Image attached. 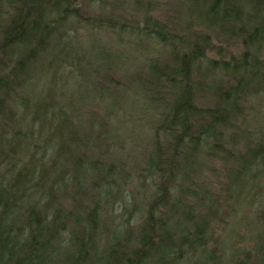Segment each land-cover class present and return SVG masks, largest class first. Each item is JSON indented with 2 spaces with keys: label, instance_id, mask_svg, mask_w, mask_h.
<instances>
[{
  "label": "trees",
  "instance_id": "16d2710c",
  "mask_svg": "<svg viewBox=\"0 0 264 264\" xmlns=\"http://www.w3.org/2000/svg\"><path fill=\"white\" fill-rule=\"evenodd\" d=\"M0 264H264V0H0Z\"/></svg>",
  "mask_w": 264,
  "mask_h": 264
},
{
  "label": "rangeland",
  "instance_id": "374dc122",
  "mask_svg": "<svg viewBox=\"0 0 264 264\" xmlns=\"http://www.w3.org/2000/svg\"><path fill=\"white\" fill-rule=\"evenodd\" d=\"M140 38L139 37H135V39H133L134 42H137ZM220 44H215L214 47V54L215 52H219L220 51ZM78 64V68L82 67L81 72L79 74H75L72 75L71 77H69V75L66 73L67 70H64V73L61 76L62 80L65 79H69L68 83H72V85H68V84H63L59 81V70H61L62 68L56 67L57 71L55 72L54 69H49L48 71H46V77L44 79V81H42V85L38 88V98H43V97H47V96H53L54 98L60 99V97H62L61 94H59V90L62 87L63 88V92L64 95H66L70 100L76 101L78 102V100H84L85 98H87L88 100L92 101V99L96 98V90L98 89L95 86V83L101 79L95 77V75L93 73H104L106 72L108 66L111 64V60L107 61V60H100V58L96 57L95 55H91L89 57H86L83 61H81L80 65L79 62ZM58 77V78H57ZM61 85V86H60ZM140 92V90L137 87H134L133 91H131L130 93H128L127 95H121L123 98L122 99V103L126 102V104H128V106H133L134 110L136 109H143V107H145V100L142 99L139 95L138 97H135L134 104L130 101V99H133V96L136 95V93ZM60 96V97H59ZM106 99L110 102H118L121 101L120 98L117 99H113L110 100V98L108 97V95L106 96ZM30 105H32V102L30 101ZM32 109V108H31ZM128 109H131V107H128ZM30 111V110H29ZM129 113V112H128ZM135 113H132V116L134 117ZM147 115V114H146ZM125 119H129L128 117H125ZM143 125L142 124H132V126L129 128L124 127L121 134H125L128 135L132 132L133 129L136 130V132L139 131H144L143 130ZM46 134H48V130H46ZM244 154H247V151H243ZM239 153L237 152V155ZM51 176L55 177L56 175L50 173ZM225 181H227V184H229V181L227 178H225ZM250 182V186H249V190L252 191L253 190V186L255 181H259L257 180V178H253ZM55 182V181H53ZM233 230H236L239 226L238 221L235 220L232 223Z\"/></svg>",
  "mask_w": 264,
  "mask_h": 264
}]
</instances>
